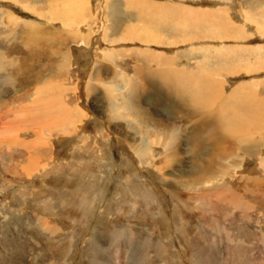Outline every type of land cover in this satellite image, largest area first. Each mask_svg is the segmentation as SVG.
<instances>
[{
  "label": "rangeland",
  "instance_id": "rangeland-1",
  "mask_svg": "<svg viewBox=\"0 0 264 264\" xmlns=\"http://www.w3.org/2000/svg\"><path fill=\"white\" fill-rule=\"evenodd\" d=\"M170 1L208 8L264 99V0ZM122 2L0 0V264H264V103L202 107L184 65L138 78L123 51L138 25L181 55L210 30ZM207 53L193 82L223 71Z\"/></svg>",
  "mask_w": 264,
  "mask_h": 264
},
{
  "label": "crops",
  "instance_id": "crops-1",
  "mask_svg": "<svg viewBox=\"0 0 264 264\" xmlns=\"http://www.w3.org/2000/svg\"><path fill=\"white\" fill-rule=\"evenodd\" d=\"M168 4L164 5L166 0H159V1H154V0H135V4L132 3L131 0V5L132 8H135L136 14H138V17H141V14L146 13L148 17L150 15H153L156 20L161 21L162 23L166 21H171L172 24H175L176 22V16L177 14H183L182 21L180 22L182 25H193L197 24L199 25L202 23V27H205L208 31L207 33L209 38H212L209 40L205 39V42H201L198 44H191L189 48V52H186V54H177V51L175 52H165V50H159V48L155 49L156 47H153L152 43H156L158 39H160L158 32H156L154 29H152V24H150L151 20H147V24L145 25V22L143 25H138L137 26V31H138V38L137 40L140 41V43L137 44H132L129 49L123 48V51L126 53V62H127V67L134 68L136 71V76L139 77H151L152 80L155 78H167V79H174V78H181L176 75V70L179 71L182 69L181 65H184L183 71L184 74L182 77L184 78V86L186 87L185 92L186 94L190 95L191 98H195L197 102L201 103L200 105L204 107V105L209 103L211 100V96L214 97V99L211 102H217L222 103L223 100L225 99V96H243L244 98L246 96H251V99H253L252 104H256L259 100H261L264 103V99H261L260 96L261 93L260 90L258 91V86L253 85L254 88L253 90L247 91L248 86H244V84H240V82H247V83H252L255 82V80H259L260 78L254 77L248 80L245 79H235L236 75L240 73L239 70L243 69L245 63V58L247 55L243 54L241 49H236L237 47L242 45L241 43L238 42H231L229 41V38L223 39L224 36L219 35V33H222L220 31V28L218 25L214 24V16L212 13L209 12L208 8H199V7H194L190 5H184L183 6H175V2H171L168 0ZM122 2V0H121ZM123 3V2H122ZM140 5V6H139ZM171 5V6H170ZM164 15L162 19L158 15ZM138 19L136 18V21ZM213 22L214 28H209V24ZM231 22V21H229ZM161 23V24H162ZM226 22L223 21L222 24H225ZM222 27V26H221ZM224 29V27H222ZM144 30V31H143ZM147 30V32L145 31ZM142 32H146L147 36L144 35L145 37L142 39ZM188 35V34H187ZM185 35V38L187 39L189 36ZM211 35V36H210ZM221 39H218V37ZM145 43V44H144ZM140 44V45H139ZM139 45V47H136ZM152 45V46H151ZM245 46H250L249 44H244ZM235 47V48H233ZM137 48L139 49L137 52H134L133 49ZM203 49V50H201ZM130 50V55L128 54V51ZM212 51L214 50L217 55V61H219L221 64H224L220 66V69L223 70L222 72L216 70H211V68H205V65H202L200 68L202 70L201 74H203L202 79L195 80L196 75L187 76L190 70H193L195 68V60L197 58H201L202 55L200 53H203L209 62V55L207 51ZM229 50L232 51L235 54V57L231 56L229 53ZM122 51V52H123ZM184 51V50H183ZM134 54V55H133ZM136 55V56H135ZM123 60V59H122ZM264 60V59H261ZM234 67V65H236ZM210 63H208V66ZM234 67V68H233ZM230 68H233L231 72H228ZM246 70V69H244ZM194 73V72H193ZM127 76V75H126ZM245 77V76H244ZM150 78V79H151ZM166 80V79H165ZM170 84V87L176 86L174 85L175 82H168ZM151 87H154L153 85ZM169 87V88H170ZM233 87V89H232ZM250 88V87H249ZM242 89V91H241ZM245 89V91H244ZM244 91V92H243ZM247 91V92H246ZM231 92V93H230ZM248 94H246V93ZM243 95H240V94ZM206 97H208L209 100H206ZM250 99V98H249ZM238 103H244L241 99V101H238ZM244 100V99H243ZM258 100V101H257ZM206 104V106H208ZM248 107L249 110H253V106L250 102H248ZM218 108V107H217ZM259 108L255 111V117L256 121L261 120L260 124L264 123V106H259ZM238 109L233 110V114L236 113ZM232 110H229V113H231ZM211 117L214 116L213 114L210 115ZM236 116V115H235ZM204 123V122H202ZM218 125L220 123L217 122ZM256 125H259L258 122H255ZM215 125V123H214ZM105 259V258H104ZM109 264V263H108Z\"/></svg>",
  "mask_w": 264,
  "mask_h": 264
},
{
  "label": "bare ground",
  "instance_id": "bare-ground-1",
  "mask_svg": "<svg viewBox=\"0 0 264 264\" xmlns=\"http://www.w3.org/2000/svg\"><path fill=\"white\" fill-rule=\"evenodd\" d=\"M248 84H249V83H248ZM250 88H251V87H250ZM250 88H249V89H250ZM53 96H54V95H53ZM65 104H66V103H65ZM67 109H68V108H67ZM66 111H68V110H66ZM59 112H62V110H60ZM62 113H63V112H62ZM62 113H61V114H62ZM69 114H70V113H69ZM65 115L67 116L68 114H65ZM71 115H72V114H71ZM59 116H60V114H59ZM62 116H63V115H62ZM66 116H65V117H66ZM63 117H64V116H63ZM72 117H73V116H72ZM67 118L70 120V118H69L68 116H67ZM67 118H66V119H67ZM72 119H74V118H72ZM240 132H241V131H240ZM214 155H215V154H214Z\"/></svg>",
  "mask_w": 264,
  "mask_h": 264
}]
</instances>
